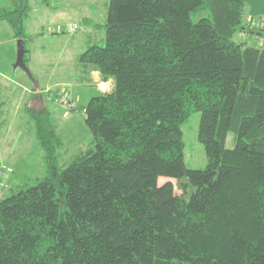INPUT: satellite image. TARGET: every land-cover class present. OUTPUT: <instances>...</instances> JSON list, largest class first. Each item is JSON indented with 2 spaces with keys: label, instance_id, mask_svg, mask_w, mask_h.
<instances>
[{
  "label": "trees",
  "instance_id": "1",
  "mask_svg": "<svg viewBox=\"0 0 264 264\" xmlns=\"http://www.w3.org/2000/svg\"><path fill=\"white\" fill-rule=\"evenodd\" d=\"M29 11L0 10L26 66ZM105 32L79 56L84 84L113 83L83 110L93 148L61 166L50 110L26 106L46 176L0 201V264H264V21L243 0H110Z\"/></svg>",
  "mask_w": 264,
  "mask_h": 264
},
{
  "label": "rangeland",
  "instance_id": "2",
  "mask_svg": "<svg viewBox=\"0 0 264 264\" xmlns=\"http://www.w3.org/2000/svg\"><path fill=\"white\" fill-rule=\"evenodd\" d=\"M25 2L30 7L24 24L25 48L27 53L28 49H34L33 61L29 63L30 55H26L27 67L44 91L43 107L50 110L64 145L60 165L66 166L82 151L94 147L93 135L85 124L84 108L99 93L113 89V85H100L99 82L94 86L81 84L79 67V56L90 46L106 44L105 25L110 0H16L18 7ZM0 6H3L2 2ZM202 17L200 13L192 15V20L198 21ZM1 36L6 37V34L1 33ZM24 73L19 68L14 75L27 78ZM99 85L104 92L97 90ZM21 95V90L15 87L13 93L3 99L4 105L0 108V167L6 168L0 180V201L10 194L12 184L33 185L36 179L46 176L45 152L36 143L34 123L24 110L25 102L17 106ZM200 118V113H194L181 126L185 164L191 170H204L208 165L205 149L198 140ZM233 146L234 135L229 134L227 148ZM167 181L173 180L160 178L159 185Z\"/></svg>",
  "mask_w": 264,
  "mask_h": 264
},
{
  "label": "crops",
  "instance_id": "3",
  "mask_svg": "<svg viewBox=\"0 0 264 264\" xmlns=\"http://www.w3.org/2000/svg\"><path fill=\"white\" fill-rule=\"evenodd\" d=\"M1 2L3 6H0V10L2 9L14 10L16 7H18L16 0H0V3ZM243 2L246 4L247 16L249 18H252L255 21H264V0H243ZM27 19L28 17L26 18V20ZM25 31H26V28H25ZM1 33H5L6 37L1 36ZM89 39L90 38H86V40H89ZM25 40L27 41V36ZM19 41L21 40H18L15 38L14 33L11 27L8 25V23L0 20V43H1L0 46H3V47H0V108H2L4 105L3 99H6L7 97H9V95L13 93L14 88L18 87L21 90L22 95L19 98V102L17 106L25 102L24 110L26 112V106L29 104L30 105L36 104L38 106L43 105L44 91H42L41 88L39 87V82L37 81V79L35 78V81L34 79L33 80L30 79L26 75V72L24 74L27 76V78L23 77V75H20V74L17 75V77H15L14 74H16L17 70L21 68L20 66L16 64L18 51H19ZM5 44L7 45L6 47H4ZM26 48H27V42H26ZM33 52H34V49L30 48L28 49V53L26 54V55H30L29 63L33 61ZM29 63H26V64L28 65ZM81 76H84L83 73L81 74ZM95 78H98V79L95 80ZM89 80L90 82H88L87 84H84L83 81L81 82V84L85 86H94V83L99 82L100 85H103V84L113 85L112 81L102 83L98 72H93ZM14 82H18L19 84H14ZM99 86L97 90L100 92H104L103 90H101V86L100 88ZM38 87H39V90H37ZM23 94L25 95L24 96L25 99H23ZM34 100H37V103ZM16 185H20V184H12L11 189L9 187V190H12V188Z\"/></svg>",
  "mask_w": 264,
  "mask_h": 264
},
{
  "label": "water",
  "instance_id": "4",
  "mask_svg": "<svg viewBox=\"0 0 264 264\" xmlns=\"http://www.w3.org/2000/svg\"><path fill=\"white\" fill-rule=\"evenodd\" d=\"M17 60H18V62L16 64L18 66H20L26 72V74L30 77L31 72H30L29 68L24 63V52H23V45H22L21 41H19V51H18Z\"/></svg>",
  "mask_w": 264,
  "mask_h": 264
},
{
  "label": "built area",
  "instance_id": "5",
  "mask_svg": "<svg viewBox=\"0 0 264 264\" xmlns=\"http://www.w3.org/2000/svg\"><path fill=\"white\" fill-rule=\"evenodd\" d=\"M73 31H74V29L71 30V32H73ZM5 173H6V168L0 167V180Z\"/></svg>",
  "mask_w": 264,
  "mask_h": 264
},
{
  "label": "clouds",
  "instance_id": "6",
  "mask_svg": "<svg viewBox=\"0 0 264 264\" xmlns=\"http://www.w3.org/2000/svg\"><path fill=\"white\" fill-rule=\"evenodd\" d=\"M110 79H111V80H114V79H115V77H110Z\"/></svg>",
  "mask_w": 264,
  "mask_h": 264
}]
</instances>
